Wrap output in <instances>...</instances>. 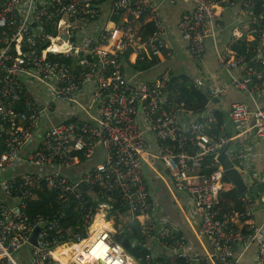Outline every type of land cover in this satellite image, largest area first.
<instances>
[{"label":"built area","instance_id":"built-area-1","mask_svg":"<svg viewBox=\"0 0 264 264\" xmlns=\"http://www.w3.org/2000/svg\"><path fill=\"white\" fill-rule=\"evenodd\" d=\"M109 1L105 11L106 0H0V264H21L23 251L28 264H241L235 249L252 244L259 247L255 264H264V224L253 221L258 202L246 192L239 199L241 210L221 215L225 176L216 160L229 146L227 154L244 176L256 146L248 144L250 136L264 139V102L257 101L260 96L264 101V0H187L193 9L182 14L178 28L194 61L204 58L209 41L218 43L226 28L225 11H240L225 52L217 53L230 80L208 89L202 80L196 83L209 97L207 109L199 113L175 104L169 74L150 82L137 79L141 71L127 73V52L134 63L173 54L160 5ZM103 16V25H97ZM146 16L156 31L144 40L138 30ZM242 43L244 51L239 52L235 48ZM231 89L250 102H236L229 109L231 123L242 125L229 139L210 132L218 124L216 101ZM89 90V102H83ZM192 114L197 117L189 120ZM232 140L238 150L231 149ZM35 141L38 146L28 152ZM100 153L99 164L76 172ZM212 155L216 168L205 164ZM146 166L174 199L180 193L188 196L187 221L197 219L198 237L208 243L209 252L191 251L177 225L158 215L161 209L148 187ZM211 168L216 170L206 174ZM42 185L58 194L62 209L77 203L86 239L81 232H60L65 211L26 214L27 203ZM110 214L120 222L119 216H128L127 223L137 221L150 253L131 257L115 241L114 222L107 226ZM98 215L103 226L94 240L72 257L62 255L70 258L67 262L55 256L67 242L91 240ZM36 228L32 245L29 238Z\"/></svg>","mask_w":264,"mask_h":264},{"label":"crops","instance_id":"crops-1","mask_svg":"<svg viewBox=\"0 0 264 264\" xmlns=\"http://www.w3.org/2000/svg\"><path fill=\"white\" fill-rule=\"evenodd\" d=\"M153 3L160 5V12L162 16V21L167 27L168 38L170 45L173 48L172 56H168L167 52L157 58V63L154 66H151L145 71L138 72L139 81H156L162 78L165 74H169L173 79L174 74L176 78L182 79L187 78L188 83H197L198 81H203L205 83L204 88L208 89L215 84L223 85L229 82V76L223 72L218 64L217 53H223L226 50V43L231 39V33L235 27L238 17H239V7H231L227 9L223 15L225 22V30L220 36L218 43L214 44L211 41L207 43V53L201 61H194L189 53L186 43L183 41L181 33L178 28L179 21L184 12L190 11L193 9L192 4L187 0H179L175 5H170L165 0H151ZM110 7V1L106 0L104 4L105 11H108ZM105 16H103L98 22L97 25H103ZM130 63H127L126 70L129 75L136 73L134 69V58L129 59ZM178 72V73H177ZM241 72L238 70L235 71V74L239 75ZM94 85L91 86L93 90ZM91 90L85 92L83 102H89L88 99L91 96ZM31 94L35 96L34 91L30 90ZM39 98V97H38ZM257 101L263 103V97H257ZM236 102H250L249 99L239 91L231 89L229 93L220 100L216 101L215 109L224 114V124L222 135L227 136L229 139H232L237 136L238 130L231 123L228 117L229 109L232 104ZM251 107L253 105L250 103ZM96 106L93 107V114ZM85 116L82 115L81 119ZM196 114L188 115L189 120H194ZM58 120V119H57ZM248 144L256 145L253 149V158L249 163V166L244 171V176L246 177L249 185L256 183L264 182V139L255 140V136L251 135L249 138ZM237 142L232 140V150H238ZM27 152V151H25ZM102 154L96 155L93 159L87 161L84 165L77 169V173L93 168L99 164L102 160ZM145 178L148 183V187L156 198L158 205L160 206V211L158 215L164 214L170 220H172L180 230L181 234L185 236L186 242L189 243L191 251H196L199 254L207 253L211 250L208 243H204L205 240L198 237V221L197 219L194 222L187 221V214L191 209L189 205L188 196L186 194H179L177 199H174L169 193L167 187L161 181L156 172L150 167L146 166L144 169ZM247 173V174H246ZM249 193V192H248ZM254 200L256 203V211L253 217L254 223L257 225L264 224V194L255 195ZM234 207L233 203L228 205V210L231 211V208ZM229 211V212H230ZM239 226H245L244 223L239 222ZM76 242H73L75 244ZM70 242H67V247ZM72 244V245H73ZM76 245V244H75ZM144 246V245H142ZM64 247V246H63ZM62 247V248H63ZM235 252L236 259L239 260L241 264H255L257 261V256L259 254V247L256 244H252L248 247L243 245L238 246ZM26 251L21 252L19 261L21 264H28V258ZM60 255H65V253H60ZM59 255V256H60ZM70 259V258H69ZM197 264H213L210 261H204L203 263Z\"/></svg>","mask_w":264,"mask_h":264},{"label":"trees","instance_id":"trees-1","mask_svg":"<svg viewBox=\"0 0 264 264\" xmlns=\"http://www.w3.org/2000/svg\"><path fill=\"white\" fill-rule=\"evenodd\" d=\"M141 23L142 24L138 30V35H140L142 39L146 40L155 33L156 27L149 16H146V18H142ZM235 49L239 52H243V43ZM130 53L131 52H127L125 55L126 64L130 63ZM156 63L157 58L155 57L151 60L147 59L145 61H138L136 64H134V69L136 71L142 72L147 70L151 66H154ZM171 82V85L169 87V94L171 95V98L176 105L183 106L186 110L193 113L203 112L207 109L209 99L207 91L196 88V83H188L189 80L187 78H182L179 80L178 78H174L173 81L171 79ZM223 116L224 114L218 111L216 112L218 124L213 129V131L210 132V134L215 133L217 136L221 135V128L224 124ZM77 120L78 119H73L72 121L77 122ZM37 146V141L33 142L29 146L28 152H30ZM212 163L214 164L215 168L216 166L218 167L217 162H215L213 159L207 158L205 160V164ZM215 168H211L206 172V174H211L216 170ZM22 170L25 169H20V171ZM223 186L224 187L219 195L218 204V210L220 211L221 215L241 210L242 204L239 199L242 195L237 192L236 188L230 183L227 178L223 179ZM83 190L86 191L87 189L83 188ZM230 203L234 204V207L231 208V211L228 210V205ZM56 211L66 212V218L63 222V226L60 232H81L83 238H87L86 225L83 221V211L78 209L77 203L73 202L69 210L62 209V205L60 204L58 199V194L54 191L49 190L45 185H42L38 190L36 198L27 203L26 214L29 217H35L38 214L47 215ZM124 212L125 210L121 211V213ZM96 213L97 211L94 210L93 217ZM123 228L124 230L121 233L118 232L114 238L115 241L120 244L131 257L138 259L145 257L150 253L149 249L142 246L146 241H144L141 226L137 221L133 223H127ZM172 261L179 263V260L173 258Z\"/></svg>","mask_w":264,"mask_h":264},{"label":"water","instance_id":"water-1","mask_svg":"<svg viewBox=\"0 0 264 264\" xmlns=\"http://www.w3.org/2000/svg\"><path fill=\"white\" fill-rule=\"evenodd\" d=\"M176 77H177L176 74H174L173 79ZM171 83L168 85V88L170 87ZM229 149H230L229 146L226 147L216 158L217 162L219 163V165L222 167L224 171L225 178H227L230 181V183L236 188L237 192L240 195H243L246 192H249L250 194L254 196L264 194V182L256 183L253 185H249V183L245 182L244 176L235 167L234 163L230 160V157L227 154V151ZM214 158H215V155H212L210 157V159H214ZM38 233H39V228H36L33 231V233L30 235V238H29L30 244L36 245Z\"/></svg>","mask_w":264,"mask_h":264},{"label":"bare ground","instance_id":"bare-ground-1","mask_svg":"<svg viewBox=\"0 0 264 264\" xmlns=\"http://www.w3.org/2000/svg\"><path fill=\"white\" fill-rule=\"evenodd\" d=\"M102 226H103V222H102V220H101V216L100 215H98L97 216V218H96V221H95V223H94V225L92 226V228L90 229V232H91V230H92V232H94V233H92L91 232V240H89V241H83V242H81V243H79V244H73V245H70V246H64L63 248H62V251L61 250H57L54 254H55V256L56 257H58V258H60L61 259V261H63V262H67L68 260H69V258H68V256L67 257H64V258H62V255H60V253H65V255L67 254V255H69L70 257H72L76 252H81L82 250H83V248L86 246V245H88V243H90L92 240H94L95 238H96V235H98L99 233H100V231H101V228H102ZM78 245H79V247H78ZM74 247H78V249L76 250V249H73ZM60 255V256H59ZM85 264H87V262L85 261L84 262ZM129 264H134V262H132V261H130L129 260Z\"/></svg>","mask_w":264,"mask_h":264},{"label":"rangeland","instance_id":"rangeland-1","mask_svg":"<svg viewBox=\"0 0 264 264\" xmlns=\"http://www.w3.org/2000/svg\"><path fill=\"white\" fill-rule=\"evenodd\" d=\"M44 96H45V94L43 92H41V97L43 98ZM236 128H237L238 131H240L242 129V125H238ZM115 216H116L115 214H110L109 215V218H108L109 219V224L107 226H112L113 225V222H114V230H116V232H119L120 227H125L126 226V224H127L126 221H127V217L128 216H125L124 219H123L122 216H119L120 220H124V222H120L119 219L117 217H115ZM91 232H92V230H91ZM92 233H94V232H92ZM82 241H84V240H82ZM78 247H79V245H78ZM78 247H74L73 249H76L77 250ZM58 250H61L62 251V248H59Z\"/></svg>","mask_w":264,"mask_h":264}]
</instances>
